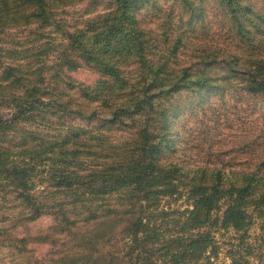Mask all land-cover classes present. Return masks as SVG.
Listing matches in <instances>:
<instances>
[{"label": "trees", "instance_id": "trees-1", "mask_svg": "<svg viewBox=\"0 0 264 264\" xmlns=\"http://www.w3.org/2000/svg\"><path fill=\"white\" fill-rule=\"evenodd\" d=\"M136 1L112 0L115 10L101 17L100 31L80 42L91 34L86 21L54 47L51 35L62 23L56 12L67 0H0V41L12 44L0 49V107L8 113L0 116V249L8 252L0 264H32L27 238L11 232L46 217L54 228L44 239L67 247L38 264H213L220 232L235 235L225 252L229 264H253L249 232L255 225L264 231V159L249 173L227 174L162 158L172 143L170 94L223 91L217 81L228 74H168L166 58L147 60L142 33L126 29L137 24L127 11ZM214 1L250 49L238 74L244 91L264 98V57L254 52L263 46L264 15L239 0ZM20 30L27 35L16 40L11 34ZM237 55L225 65L237 66ZM207 57L195 64L215 60ZM138 58L149 74L128 73V60ZM82 66L101 77L74 90L64 74ZM49 71L55 74L41 75ZM112 132L125 138L111 140ZM181 199L183 209L163 205Z\"/></svg>", "mask_w": 264, "mask_h": 264}, {"label": "rangeland", "instance_id": "rangeland-1", "mask_svg": "<svg viewBox=\"0 0 264 264\" xmlns=\"http://www.w3.org/2000/svg\"><path fill=\"white\" fill-rule=\"evenodd\" d=\"M67 1L68 5L60 7L61 9L56 12L59 15L55 18L62 23L61 29L51 35L55 39L52 44L54 47L63 43L66 37L62 35L63 33L79 27L85 29L86 21L91 34L80 38V42L91 37L103 28L101 17L115 10L112 0ZM188 1L192 2L190 8L181 0H139L129 5L127 10L136 17L137 24L127 25L126 29L135 28L142 33L148 48L147 60L152 59L156 62L159 58L167 59L170 67L168 74H177L182 70L186 71L184 74L204 73L221 79L228 74L229 80L217 81V84L224 86L223 91L214 89L210 93L206 91L196 93L193 92L194 89H176L170 94L171 98H168V102L171 103L170 111L165 123L171 128L172 143L162 158L186 170L209 169L227 174L249 173L257 167V162L264 159V98L247 94L243 89L242 78L238 75L245 73L243 69L246 67H242L241 64H244L245 60L249 61L250 49L229 29L230 25L224 18L221 8L216 5V1L204 0L201 3L198 0ZM239 1L240 4L250 5L254 11L264 15V0ZM192 11L196 17L192 16ZM246 19L242 18L243 21ZM253 23L257 21L254 19ZM260 29L264 32V26ZM12 33H16H10L16 40L27 35L25 30ZM259 43L263 46H256L257 49H261L254 52L264 57V38ZM11 46L12 44L6 45L0 41V49L11 50ZM233 54H239L237 56L241 62L237 66L234 63L231 66L225 65V60ZM208 55L215 60L206 66L195 64L200 58L210 59ZM43 58L44 55H41L38 60ZM138 61L139 58L134 61L128 60L127 64L130 66L128 73L149 74L145 65L140 66L136 63ZM53 74L55 71L41 75L48 77ZM64 75L74 90L80 84L92 86L101 77L87 66H82L74 72H66ZM69 94L65 98H70L73 92ZM0 116L8 117V113L1 107ZM48 118L54 121V118ZM65 122L78 126L85 125L84 121L77 119L75 121L65 119ZM108 136L116 142L125 138L123 133L118 132H112ZM262 168L264 170V167ZM163 205L172 209H183L186 206L185 199L176 202L165 201ZM53 228L54 222L46 217L19 226L11 232V236L17 239L27 238L24 250L31 249L32 264L45 263L47 255L52 253L56 258L57 253L63 252L67 247L58 242L52 244L59 241L57 237H52V242L44 239L43 235ZM40 235L43 236L41 237L43 240H40ZM249 236V243L254 248L252 263L264 264V231L255 225ZM234 238L233 232L215 234L221 250L213 264H229L225 252L227 244ZM7 254L5 249H0V261L4 260Z\"/></svg>", "mask_w": 264, "mask_h": 264}]
</instances>
